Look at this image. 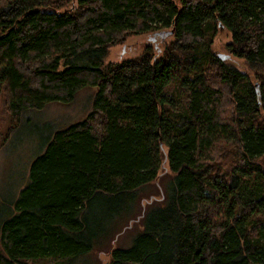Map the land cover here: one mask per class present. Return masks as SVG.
Segmentation results:
<instances>
[{"label": "trees", "instance_id": "1", "mask_svg": "<svg viewBox=\"0 0 264 264\" xmlns=\"http://www.w3.org/2000/svg\"><path fill=\"white\" fill-rule=\"evenodd\" d=\"M216 30L248 74L214 55ZM146 35L163 43L106 60ZM88 87L90 111L29 165L0 264L88 252L103 224L90 231L87 203L138 196L163 175L159 204L106 264H264V0H4L0 123Z\"/></svg>", "mask_w": 264, "mask_h": 264}, {"label": "rangeland", "instance_id": "2", "mask_svg": "<svg viewBox=\"0 0 264 264\" xmlns=\"http://www.w3.org/2000/svg\"><path fill=\"white\" fill-rule=\"evenodd\" d=\"M4 0H0V5ZM151 35L130 37L124 44L109 50L108 61L117 62L133 57L140 53L144 46L161 45L163 40ZM166 37L164 38V40ZM229 40V34L216 30L212 43L214 55L225 54L224 62L233 66L242 74L249 71L241 60L235 59L224 48ZM94 87L78 90L72 101L67 104L51 102L38 110H27L21 115L17 123H13L10 116L5 114L0 123V225L7 220L13 211V203L19 190L26 184L28 168L31 161L39 156L52 133L70 124L82 120L90 111ZM11 132L4 140L7 128ZM165 176H161L155 183H148L140 188V194L134 197L118 199L106 204L99 198L91 199L85 206L84 221L90 231L102 226V232L94 237L88 252L72 258H38L26 260V264H106L110 251L115 248L130 246L135 235L141 229L140 214L149 205L159 204L161 192L166 185ZM142 195V197H141ZM141 197V199H139ZM97 209H116L117 214L109 217ZM111 210V212H112Z\"/></svg>", "mask_w": 264, "mask_h": 264}, {"label": "water", "instance_id": "3", "mask_svg": "<svg viewBox=\"0 0 264 264\" xmlns=\"http://www.w3.org/2000/svg\"><path fill=\"white\" fill-rule=\"evenodd\" d=\"M159 35H161V34H159ZM165 35H166V33H163L162 36H165ZM216 56H217V58H219L221 61H223V60L227 57V55H225V54H221V53H217ZM256 85H257V84L254 83V86H256Z\"/></svg>", "mask_w": 264, "mask_h": 264}]
</instances>
